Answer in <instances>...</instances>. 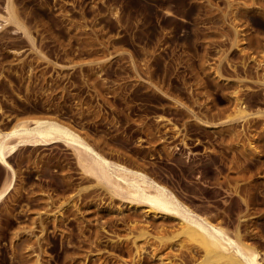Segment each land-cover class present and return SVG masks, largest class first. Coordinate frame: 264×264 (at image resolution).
I'll return each mask as SVG.
<instances>
[{"label":"rangeland","instance_id":"374dc122","mask_svg":"<svg viewBox=\"0 0 264 264\" xmlns=\"http://www.w3.org/2000/svg\"><path fill=\"white\" fill-rule=\"evenodd\" d=\"M10 2L22 29H0V129L55 117L264 251V0ZM10 164L0 264L200 261L177 221L113 196L62 141Z\"/></svg>","mask_w":264,"mask_h":264},{"label":"bare ground","instance_id":"6f19581e","mask_svg":"<svg viewBox=\"0 0 264 264\" xmlns=\"http://www.w3.org/2000/svg\"><path fill=\"white\" fill-rule=\"evenodd\" d=\"M8 23L22 29L10 0L0 12V29ZM235 112L239 118L246 116L245 107L241 105ZM56 141L70 146L82 173L93 177L113 196L139 205L146 214L177 221L178 227L173 235L182 239L178 244L182 248L191 245L201 252V259L196 264H264V251L257 247L258 239L262 238L258 233L252 234L248 230L243 233L239 225L234 231H229L221 223L195 212L165 185L142 170L107 158L69 124L48 115L17 119L7 131L0 129V166L5 171L0 186V204L14 189L17 179L10 157L21 148L45 146ZM148 236L146 228H142L137 238Z\"/></svg>","mask_w":264,"mask_h":264}]
</instances>
